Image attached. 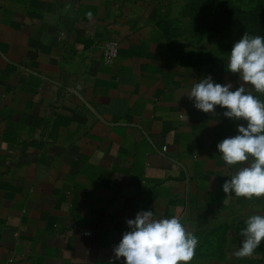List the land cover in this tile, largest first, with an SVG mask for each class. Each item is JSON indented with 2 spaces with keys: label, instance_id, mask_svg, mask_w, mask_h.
Wrapping results in <instances>:
<instances>
[{
  "label": "crops",
  "instance_id": "crops-1",
  "mask_svg": "<svg viewBox=\"0 0 264 264\" xmlns=\"http://www.w3.org/2000/svg\"><path fill=\"white\" fill-rule=\"evenodd\" d=\"M166 9L164 0H0V264H113L141 210L176 216L197 237L188 264H264V240L235 255L264 196L221 189L238 166L216 146L242 121L188 98L207 76L241 81L228 60L174 48ZM110 39L119 48L107 63Z\"/></svg>",
  "mask_w": 264,
  "mask_h": 264
},
{
  "label": "clouds",
  "instance_id": "clouds-1",
  "mask_svg": "<svg viewBox=\"0 0 264 264\" xmlns=\"http://www.w3.org/2000/svg\"><path fill=\"white\" fill-rule=\"evenodd\" d=\"M228 72L237 74L238 87L220 84L211 76L199 80L188 93L194 107L204 113L219 106L223 115L235 121L237 134L217 144L221 159L237 171L229 174L221 185L224 193L251 199L264 196V102L246 88L264 92V36L245 33L230 51ZM128 230L113 248L114 260L124 258L123 264H188L198 243L176 217L153 218L152 210H141L127 219ZM244 239L237 257L253 255L264 240V216L251 215L245 222Z\"/></svg>",
  "mask_w": 264,
  "mask_h": 264
},
{
  "label": "rangeland",
  "instance_id": "rangeland-1",
  "mask_svg": "<svg viewBox=\"0 0 264 264\" xmlns=\"http://www.w3.org/2000/svg\"><path fill=\"white\" fill-rule=\"evenodd\" d=\"M172 46L201 62L228 60L245 33L264 36V0H164ZM264 99V92H260Z\"/></svg>",
  "mask_w": 264,
  "mask_h": 264
},
{
  "label": "built area",
  "instance_id": "built-area-1",
  "mask_svg": "<svg viewBox=\"0 0 264 264\" xmlns=\"http://www.w3.org/2000/svg\"><path fill=\"white\" fill-rule=\"evenodd\" d=\"M119 41L116 39H110L106 41L104 46L103 58L107 63H111L118 55ZM165 151V147L163 148Z\"/></svg>",
  "mask_w": 264,
  "mask_h": 264
}]
</instances>
